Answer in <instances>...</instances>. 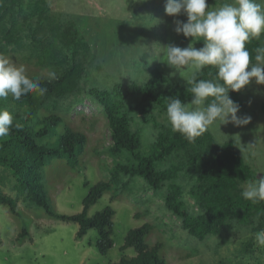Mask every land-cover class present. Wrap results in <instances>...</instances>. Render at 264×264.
I'll return each instance as SVG.
<instances>
[{"label": "trees", "instance_id": "obj_1", "mask_svg": "<svg viewBox=\"0 0 264 264\" xmlns=\"http://www.w3.org/2000/svg\"><path fill=\"white\" fill-rule=\"evenodd\" d=\"M207 1L212 3L214 0ZM175 20L168 16L160 31L164 34L167 29L174 32L168 22ZM73 21L68 18V13H53L46 0H0V54L16 57L24 38H28L33 51L23 56L19 54V60L33 67L26 71V75L39 78L42 86L47 88L43 96L28 93L19 99L12 95L0 98V109H7L14 116V124L20 125L19 128L13 127L7 137L0 138V168L13 178L14 190L23 201L43 209L49 218L76 223V238L95 230L98 235L95 247L102 256L113 245L111 218L114 212L107 207L89 217L87 211L104 193L125 186L121 176L138 177L154 192L165 187L164 208L181 221L186 233L198 241L219 235L232 222L251 226L253 232L264 229V201L253 203L241 195L243 184L260 179L264 173L259 177L254 175L239 155L235 141L216 144L205 132L190 142L172 131L168 123L158 124L154 120L153 111L166 114V99L179 98L186 104L193 98L188 82L193 77L197 80L214 79L216 69L205 67L202 72L194 73L186 84H181L160 72L158 67L162 66V60L153 64V57L152 68L144 80L115 83L109 90L92 87L88 91L106 120L111 143L105 151L112 158L126 152L130 161L115 164L108 180L89 188L80 213L67 216L54 210L40 185V169L54 157L65 158L69 165L76 166L85 155L89 142L82 131L68 127L60 133L56 130L58 124L64 122L63 116L58 114L57 103L79 90L86 71L87 53L90 45L95 46L92 38L86 40L80 32L82 29H78ZM159 35H162L159 31L153 32L156 41ZM262 45L263 35L246 45L253 62L255 49ZM50 70L58 77L51 83L47 80ZM229 96L240 104L238 92L230 91ZM135 111L142 116L143 123L150 124L157 131L147 155L140 153V133L131 128ZM53 138L55 141L52 142ZM180 177L190 178L187 195L196 207L193 214L184 203L183 189L178 183ZM0 206L17 219L20 230L16 241L22 244L29 237L26 217L15 199L2 192L1 186ZM152 229L153 226L147 223L130 230L121 249L132 248L134 256L122 257L113 264H166L158 256L161 245L149 247L145 242Z\"/></svg>", "mask_w": 264, "mask_h": 264}, {"label": "rangeland", "instance_id": "obj_2", "mask_svg": "<svg viewBox=\"0 0 264 264\" xmlns=\"http://www.w3.org/2000/svg\"><path fill=\"white\" fill-rule=\"evenodd\" d=\"M46 2H49L53 13H68V18L74 20L78 29L83 30L80 32L85 35L86 40L92 38L95 45H90L87 53L86 71L79 90L57 103L58 114L64 118V122L58 124L57 132L60 133L65 127L84 132L89 139L86 153L76 166L69 165L65 158L54 157L39 171L40 185L54 210L70 216L81 212L89 188L99 181L108 180L115 164L130 161L126 152L112 158L105 151L106 146L111 143L106 120L88 91L92 87L109 90L115 83L127 84L131 80H144L152 68V57L153 64L162 60V66L158 67L160 72L174 82L186 84L197 71L186 67L177 71L168 66L162 49L169 44L180 48H186L192 43L194 47L201 48L204 44L203 41H189L183 34L177 35L175 31L167 29L166 34L160 31L168 17L164 13L166 0ZM206 2L209 6L219 7L228 0ZM174 19L187 22L183 13ZM168 23L169 28L174 30L175 23ZM154 31L162 34L156 37L157 41L153 36ZM22 45L17 50L16 57H8L17 66L22 65L26 71H31L33 67L20 61L19 57L33 51L32 45L28 38H24ZM238 94L241 102L237 116L250 117V123L242 126L228 123L221 125L220 131L214 125L206 133L211 135L216 144L235 141L239 155L250 166L254 175L259 177L264 173V85H258L252 80ZM192 99L186 104H190ZM153 114L158 124H167L164 113L153 111ZM133 115L131 128L140 133V153L147 155L157 131L150 124L143 123L138 112L135 111ZM51 141H55V138ZM250 145L256 146L244 150V146ZM250 151L257 153L255 158L250 157ZM166 165L169 163L166 162ZM160 166L161 164L158 165ZM120 180L125 183L123 188L104 193L87 211L89 217L107 207L114 212L111 218L113 245L102 256L95 247L98 236L95 230H89L83 237L76 238V223L49 218L43 209L25 203L22 196L14 190L13 178L0 168L2 192L15 199L18 208L24 212L29 233L28 239L22 244L17 242L20 225L17 219L7 213L5 207L0 206V264L117 263L122 257L134 256L132 248L121 249L128 232L147 223L153 229L145 242L149 247L161 245L158 256L166 264H264V247L256 244L255 232L251 226L232 222L219 235L198 241L186 233L181 227V221L164 208L165 187L154 192L138 177L130 179L121 176ZM178 183L182 186L188 211L195 213L196 207L187 195L191 185L190 178L180 177ZM245 184L241 186L242 189ZM111 196L114 197L113 200Z\"/></svg>", "mask_w": 264, "mask_h": 264}, {"label": "clouds", "instance_id": "obj_3", "mask_svg": "<svg viewBox=\"0 0 264 264\" xmlns=\"http://www.w3.org/2000/svg\"><path fill=\"white\" fill-rule=\"evenodd\" d=\"M165 13L171 17L185 14L187 22L174 21L175 33L204 44L201 48L194 47V43L186 48L167 45L162 49L167 65L177 71L186 67L198 73L208 66L216 69L214 79L193 77L188 82L193 96L190 104L179 98L166 99L165 115L172 131L193 142L214 125L220 131V126L228 123H250V117L237 116L239 105L229 92L241 91L252 80L264 85V45L255 49V62L246 47L264 35V0H228L219 7L209 6L206 0H166ZM57 78L55 71H48L49 83ZM46 92L39 78H30L24 66L0 54V98L12 95L19 99L28 93L43 96ZM13 127L20 125L14 124V116L7 109H0V138L7 137ZM255 146H244V150ZM249 155L255 158L257 153L250 151ZM241 195L253 203L264 201V176L246 182ZM254 238L258 246L264 247V229L255 232Z\"/></svg>", "mask_w": 264, "mask_h": 264}]
</instances>
